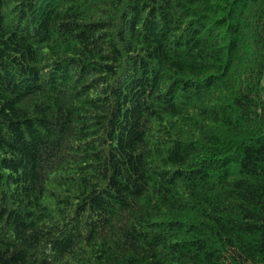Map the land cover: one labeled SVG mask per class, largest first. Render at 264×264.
<instances>
[{"label": "trees", "instance_id": "trees-1", "mask_svg": "<svg viewBox=\"0 0 264 264\" xmlns=\"http://www.w3.org/2000/svg\"><path fill=\"white\" fill-rule=\"evenodd\" d=\"M0 264H264V0H0Z\"/></svg>", "mask_w": 264, "mask_h": 264}]
</instances>
